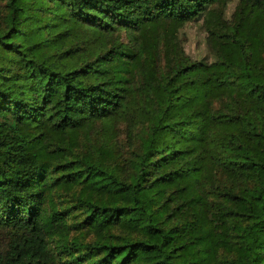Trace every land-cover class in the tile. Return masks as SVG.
<instances>
[{
  "label": "trees",
  "instance_id": "16d2710c",
  "mask_svg": "<svg viewBox=\"0 0 264 264\" xmlns=\"http://www.w3.org/2000/svg\"><path fill=\"white\" fill-rule=\"evenodd\" d=\"M230 1L0 0V264H264V0Z\"/></svg>",
  "mask_w": 264,
  "mask_h": 264
},
{
  "label": "rangeland",
  "instance_id": "374dc122",
  "mask_svg": "<svg viewBox=\"0 0 264 264\" xmlns=\"http://www.w3.org/2000/svg\"><path fill=\"white\" fill-rule=\"evenodd\" d=\"M236 0H231L226 9V16H229L233 10ZM180 35L183 40L185 51L194 58L207 57L211 54L206 42V31L202 26L201 19L188 21L180 29ZM125 38V36H123Z\"/></svg>",
  "mask_w": 264,
  "mask_h": 264
}]
</instances>
